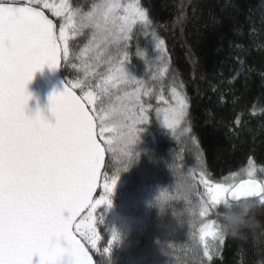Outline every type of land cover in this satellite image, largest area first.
Listing matches in <instances>:
<instances>
[{
  "label": "trees",
  "instance_id": "1",
  "mask_svg": "<svg viewBox=\"0 0 264 264\" xmlns=\"http://www.w3.org/2000/svg\"><path fill=\"white\" fill-rule=\"evenodd\" d=\"M68 2L86 13L101 0ZM118 2L138 3L150 21L148 27L136 23L127 47L124 41L119 45L121 53L128 54L127 71L142 81L138 86L140 104L151 105L144 107L149 121L137 125L138 138L114 145L115 153H105L102 173L118 175V179L108 195L111 204H102L92 214L99 236L96 248L76 234L96 264H264V203L256 202L250 226L224 234L223 243L210 250L211 261L203 254L204 243L195 240L203 220L201 201L208 200L201 174L211 183L234 180L251 160L257 176L264 179V0ZM92 34L86 28L69 40V61L60 65L68 86L69 80L84 76L75 55ZM159 40L164 41L158 54L162 55L163 74L143 81L138 76L137 51L145 53L141 59L149 61L158 51L152 48ZM137 42L144 46L139 48ZM148 42L153 46L149 48ZM116 48L110 44L108 52L114 53ZM98 70L104 71L105 65ZM169 88H178L188 101L187 135L183 137L188 150L182 148L176 133L156 129L154 124V109L165 102L157 97L166 96ZM117 134L106 133L105 139ZM185 174L193 185L188 199L179 189ZM103 182L101 179L96 196L102 194ZM208 209L206 220L222 229L219 207L209 203ZM113 233L118 239L109 246Z\"/></svg>",
  "mask_w": 264,
  "mask_h": 264
},
{
  "label": "snow or ice",
  "instance_id": "2",
  "mask_svg": "<svg viewBox=\"0 0 264 264\" xmlns=\"http://www.w3.org/2000/svg\"><path fill=\"white\" fill-rule=\"evenodd\" d=\"M137 22L150 24L138 3L101 0L85 13L68 0L59 5L49 0H0V264H33L37 256L39 264H93L74 230L96 248L99 236L92 214L97 206L111 204L108 195L118 179L101 172L105 153H115L114 145L138 138L137 125L149 121L140 104L142 81L129 74L128 54L119 47L121 41L127 47ZM86 28L93 30L92 38L75 55L83 78L69 80L63 93L49 97L56 122L39 112L26 115L31 99L27 84L34 73L69 61V40ZM110 44L117 45L114 53L108 52ZM163 44L159 40L156 49L162 52ZM101 64L104 71L98 70ZM130 87L133 90L127 91ZM172 99L174 104L157 110V118L174 131L187 116L188 101L176 88ZM112 132L118 134L105 139ZM246 171L248 179L238 183L213 184L201 174L208 200L201 201L199 215L208 212L209 203L220 208L219 215L242 198L264 203V183L254 178L251 160ZM101 179L103 192L94 199ZM85 209L90 211L82 230L84 221L74 222ZM214 226L215 221L200 228V242L211 236L223 243L222 229L213 231ZM117 239L113 233L109 246ZM212 247L204 242L209 261Z\"/></svg>",
  "mask_w": 264,
  "mask_h": 264
},
{
  "label": "rangeland",
  "instance_id": "3",
  "mask_svg": "<svg viewBox=\"0 0 264 264\" xmlns=\"http://www.w3.org/2000/svg\"><path fill=\"white\" fill-rule=\"evenodd\" d=\"M49 2H50V3H54V4H56V5H59V4L61 3V0H49ZM49 13H50V12H49ZM50 14H51V13H50ZM137 23H139V22H137ZM134 26H135V25H134ZM139 29H140V28H139ZM145 41H146V40H145ZM137 43H138V42H137ZM145 43H146V42H145ZM138 45H139V48L144 46V44H143V45H140L139 43H138ZM147 46H149V48H150L151 46H153V45H152V42H148V45H147ZM152 49L155 50L156 47L154 46ZM148 50H149V49H148ZM148 50H147V52H148ZM153 50H152V51H153ZM139 51H140V50L137 51L138 54L136 53V54H137L136 57L139 58V60H138V64H139L140 66H139V70H138V71H139V75H138V76H139V78H140L141 80H143V81L150 80V79H152V78L154 77V75H156V73H157V75H159V74H163L164 66H163V63H161V62L159 61V59H160L161 56H162V55H158V54L160 53L159 51L156 52V55L150 56V60H149V61L141 59L144 55H140V53H142V52L139 53ZM151 53H152V52H150V55H151ZM138 64L136 63V66H138ZM145 64H146V65H145ZM138 71H137V72H138ZM140 73H141L143 76L140 75ZM172 89H173V88H169V89H168V91L166 92V96H165V95H164V96L159 95V96L157 97V99H161V100H163V101H165V102L155 107V109H154V114H153L154 124H155L156 129L167 130V131H168L169 133H171V134L176 133V137L178 138V140H181V141H182V144H183V145H182V148L188 150L187 145H186V142H185V140H184V138H183L184 136L187 135V134H186V132H187V127L185 126V119H186V117H185V119H184L183 121L180 122V124L176 125L174 131L168 129V128L166 127V125L163 123V120H162V119H158V118H157V110H158V109L163 110V109L169 107V105L174 104V100L172 99ZM176 90H177L178 92H180V90H179L178 88H176ZM180 93L182 94V92H180ZM182 95H183V94H182ZM156 96H157V94H156ZM150 106H151V105H150L148 102L145 103V104L143 105V107H148V108H149ZM154 131H155L154 128H151V129H150V132H151L152 134L154 133ZM184 144H185V145H184ZM247 169H248V168H246L245 170L241 171V172L237 175V177H236L234 180H232V179H228V180H225L224 182H221V183H237L238 181H240V180H242V179H248L247 171H246ZM253 176H254L255 179H258V180H260L262 183H264V179H262V178H260V177L257 176L255 169H254ZM218 183H220V182H218ZM213 184H215V183H213ZM112 191H113V189H112ZM112 191H111V192H112ZM102 192H103V189H102ZM99 196H100V195L96 196L94 199L99 198ZM256 202L259 203V200L256 199ZM100 206H101V205L97 206V208L99 209ZM228 208H231V207H228ZM219 210H220V208H219ZM89 211H90V209H88V211H86V213H84V215H82V217H81V219H80L81 221H82V220L84 221V225L88 224V220H86L85 218L88 216V212H89ZM199 212H200V211H199ZM205 215H206V214H205ZM205 215H204V216H201V219H203V220L200 221V222L198 223V225H200V226H199L198 233H196V236H195V237H196L195 240L198 239L199 242H200V240H199V237H200V228L203 227L204 224H208V223H212V222H213V221H211V219L206 220ZM204 218H205V219H204ZM81 221H80V222H81ZM80 222H79V223H80ZM212 230H213V231H218V226H216V224H215V226H214V228H213ZM204 242H206V243H208V244H210V245H213V247H212L211 249H213L214 246L217 244V242H214V241H213V239H212L211 236L205 237V241H204ZM204 242H201V244L204 243ZM188 259H189V262H192V261H193L191 257H188Z\"/></svg>",
  "mask_w": 264,
  "mask_h": 264
},
{
  "label": "water",
  "instance_id": "4",
  "mask_svg": "<svg viewBox=\"0 0 264 264\" xmlns=\"http://www.w3.org/2000/svg\"><path fill=\"white\" fill-rule=\"evenodd\" d=\"M66 87H68V85L65 84L64 81L62 80L61 73H60V67L53 70L49 66L45 65L42 70L34 73V78L27 84V93L31 96V99H29L27 107H26V115L35 116L39 112L44 117H46L49 120V122L54 124L56 121H55V116L53 115L51 111L49 97L53 93H56V94L63 93ZM104 163H105V159H104ZM103 170H104V165L101 169V172H103ZM256 180L258 182H261L258 179ZM99 188L100 187H98L97 191L94 193V198L96 194L98 193ZM87 210L88 209H85L80 214V216L77 217V220L74 223H76L80 219V217L84 213H86ZM74 234L76 235L77 239H79L81 243L84 244L86 250L89 252V255L92 257L93 264H96L92 254L86 247L85 243L76 234L75 230H74ZM33 264H39L38 256L33 258Z\"/></svg>",
  "mask_w": 264,
  "mask_h": 264
},
{
  "label": "clouds",
  "instance_id": "5",
  "mask_svg": "<svg viewBox=\"0 0 264 264\" xmlns=\"http://www.w3.org/2000/svg\"><path fill=\"white\" fill-rule=\"evenodd\" d=\"M179 189L185 199H188L193 190L191 177L189 175L185 174L181 176ZM230 204L232 207H227L220 215L222 231L224 234H236L243 227L250 226L253 223V213L257 208L256 201L252 199L232 201Z\"/></svg>",
  "mask_w": 264,
  "mask_h": 264
}]
</instances>
